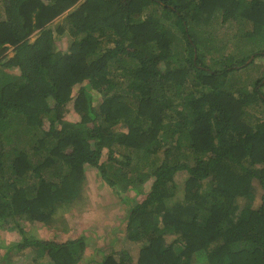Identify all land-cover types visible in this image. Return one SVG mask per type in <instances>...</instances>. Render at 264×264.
I'll return each mask as SVG.
<instances>
[{
  "label": "trees",
  "instance_id": "trees-1",
  "mask_svg": "<svg viewBox=\"0 0 264 264\" xmlns=\"http://www.w3.org/2000/svg\"><path fill=\"white\" fill-rule=\"evenodd\" d=\"M0 2V229L26 220L56 232L20 228L5 261L13 250L22 264L83 260L86 233L71 237L64 214L86 199L87 158L126 204L129 242L118 250L106 232L88 264H264V74L237 86L232 58L213 68L216 37L199 35L220 12L240 48L264 47V0ZM38 29L69 40L38 55Z\"/></svg>",
  "mask_w": 264,
  "mask_h": 264
},
{
  "label": "rangeland",
  "instance_id": "rangeland-1",
  "mask_svg": "<svg viewBox=\"0 0 264 264\" xmlns=\"http://www.w3.org/2000/svg\"><path fill=\"white\" fill-rule=\"evenodd\" d=\"M4 1V0H3ZM4 2H0V12L3 13ZM1 14V13H0ZM2 15V14H1ZM237 23L236 22H222V13H217L211 22L204 27V29H199V35L209 36L213 34L215 39L214 48L206 57V62L213 66L215 69H220L221 65L216 63V60H222V62L226 61L227 58L231 57L232 60L228 59L227 62L235 63V66H239L234 69L229 76L230 78H234L236 80L237 86H246L249 84L252 86L253 82L256 79L264 74V56L256 57L258 52H261L263 46L253 45L251 48L254 51H250L249 49L240 48L238 45V41L240 36L235 35L237 32ZM36 34H32L30 38L34 39ZM69 40L68 37L58 39L56 43H52L50 46L49 40L46 38V41L42 43V47L45 48V51H51L52 48L60 49L64 47V44ZM109 46H113V43L108 42ZM11 52L8 50L7 53ZM254 52V59L249 62L252 57L247 61L248 64L242 65L239 60L246 56L248 53ZM230 60V61H229ZM254 61L253 64H251ZM232 69V67H230ZM238 82V83H237ZM261 86V85H260ZM264 89V86L262 87ZM262 111H257L256 114L262 115ZM70 119L78 120L75 114H70ZM105 133L111 134L117 130H124L125 126H122L121 123L112 126V127H102ZM108 151L105 149L102 154H100L95 159L96 165L103 164L107 162ZM118 157H123L124 154L120 152L115 153ZM87 158H85L82 162H85L83 165L86 174H87V184H86V199L83 203H77L75 206L69 208L65 211V219L66 224L70 226H74V232L71 231L70 236H80L83 233H86V246L87 251L84 254L83 260L79 264H88L90 261L95 259H101L102 252L100 248L101 245H104V241L101 237L108 232L110 234L111 241H114L117 244V248L122 249L126 244L129 243L126 237V231L124 229L126 223V213L127 207L125 203H122L118 196H115L111 190L106 187L102 180L99 178V171L96 166H91L87 164ZM187 178L185 172H180L177 176V182L180 188L184 186V181ZM150 183V182H149ZM149 186V185H148ZM118 187V186H117ZM141 188V187H139ZM118 189L125 193L128 197H132L134 200H141L142 196L137 195V193L132 190L130 193L122 190V188L118 187ZM147 189V188H146ZM262 194V188L260 187L257 193L258 203L260 196ZM136 195V197H134ZM241 203H244V199H241ZM64 211L59 210L55 214V221L60 220ZM82 216V217H80ZM80 217V218H79ZM54 221V222H55ZM20 227L13 224L8 226L7 228L0 229V264H9L11 261H15L14 264H22V255L23 252L19 250H13L8 260H4L3 257L6 255L9 248L18 244L22 240V234L20 232V228L25 230L29 235L40 236L43 238H49L54 236L56 232L53 228H48V226L43 224L32 223L26 220L20 221ZM94 230L98 233V236H94ZM101 236V237H100ZM66 239V236H65ZM64 239V240H65ZM109 239V240H110ZM130 252L136 257V252L134 247L131 246Z\"/></svg>",
  "mask_w": 264,
  "mask_h": 264
},
{
  "label": "clouds",
  "instance_id": "clouds-1",
  "mask_svg": "<svg viewBox=\"0 0 264 264\" xmlns=\"http://www.w3.org/2000/svg\"><path fill=\"white\" fill-rule=\"evenodd\" d=\"M42 32H43V36H44V38H47L48 40H51L53 43H56L57 40H53L52 38L48 37V36L46 35L45 30L42 31L41 29L36 30V31L34 32V34H36V37H35L34 39L29 38V41H30V42H32V41H36V40L38 39V34H40V33H42ZM251 57H252V59H251L249 62H251V61L254 59V55H252ZM249 62H246L245 64H248ZM253 63H254V61H253L251 64H253ZM242 65H244V64L242 63ZM238 67H239V66H236V68H238ZM38 84H39L40 87H42V86H44L45 81H44V80H42V81L38 80ZM48 89H49V86H48Z\"/></svg>",
  "mask_w": 264,
  "mask_h": 264
},
{
  "label": "flooded vegetation",
  "instance_id": "flooded-vegetation-1",
  "mask_svg": "<svg viewBox=\"0 0 264 264\" xmlns=\"http://www.w3.org/2000/svg\"><path fill=\"white\" fill-rule=\"evenodd\" d=\"M45 41H46V38H44L43 32H42V33L38 34L37 43L36 44H32L31 43L32 45H29V46H35L36 53L38 55H40L42 52H46L45 48L42 47V43L45 42ZM32 42H34V41H32ZM49 42H50L49 44L51 46L53 42L51 40H49ZM30 60L31 59H28L27 62L30 61Z\"/></svg>",
  "mask_w": 264,
  "mask_h": 264
},
{
  "label": "crops",
  "instance_id": "crops-1",
  "mask_svg": "<svg viewBox=\"0 0 264 264\" xmlns=\"http://www.w3.org/2000/svg\"><path fill=\"white\" fill-rule=\"evenodd\" d=\"M8 50H11V52L7 53ZM6 54H8L9 56H12L16 53V48L14 46H9V48L7 49Z\"/></svg>",
  "mask_w": 264,
  "mask_h": 264
}]
</instances>
